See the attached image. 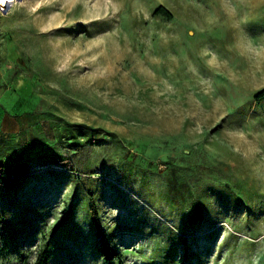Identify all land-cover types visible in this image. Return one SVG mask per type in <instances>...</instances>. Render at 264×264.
Instances as JSON below:
<instances>
[{"label":"rangeland","instance_id":"374dc122","mask_svg":"<svg viewBox=\"0 0 264 264\" xmlns=\"http://www.w3.org/2000/svg\"><path fill=\"white\" fill-rule=\"evenodd\" d=\"M262 89L264 0L0 6V264H264Z\"/></svg>","mask_w":264,"mask_h":264},{"label":"trees","instance_id":"16d2710c","mask_svg":"<svg viewBox=\"0 0 264 264\" xmlns=\"http://www.w3.org/2000/svg\"><path fill=\"white\" fill-rule=\"evenodd\" d=\"M156 14H161L166 16L167 18H172L173 15L172 13L166 9L165 7L161 6L157 11ZM254 100L256 102H263L264 101V89L260 90L259 92H257L254 96ZM93 216L97 221V226L101 232V234H104V230H103V226L100 222V215H99V211L97 206H93ZM103 243L105 245V257H106V261L107 264H114V258H115V254L116 251L114 250V248L112 247V245L110 244V241L108 239L107 236L103 235ZM49 263V255L47 253V251H45L44 254H42L38 260V262L36 264H48Z\"/></svg>","mask_w":264,"mask_h":264},{"label":"bare ground","instance_id":"6f19581e","mask_svg":"<svg viewBox=\"0 0 264 264\" xmlns=\"http://www.w3.org/2000/svg\"><path fill=\"white\" fill-rule=\"evenodd\" d=\"M14 0H3L0 2L1 10L7 13L8 9L13 5Z\"/></svg>","mask_w":264,"mask_h":264},{"label":"snow or ice","instance_id":"6c2138e0","mask_svg":"<svg viewBox=\"0 0 264 264\" xmlns=\"http://www.w3.org/2000/svg\"><path fill=\"white\" fill-rule=\"evenodd\" d=\"M0 2H3V0H0Z\"/></svg>","mask_w":264,"mask_h":264}]
</instances>
